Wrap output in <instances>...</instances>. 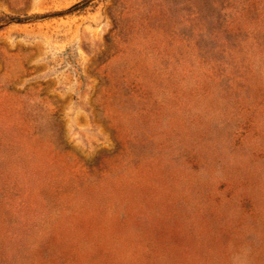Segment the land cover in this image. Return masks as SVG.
Here are the masks:
<instances>
[{
  "label": "rangeland",
  "instance_id": "obj_1",
  "mask_svg": "<svg viewBox=\"0 0 264 264\" xmlns=\"http://www.w3.org/2000/svg\"><path fill=\"white\" fill-rule=\"evenodd\" d=\"M0 264H264V0H0Z\"/></svg>",
  "mask_w": 264,
  "mask_h": 264
},
{
  "label": "trees",
  "instance_id": "obj_2",
  "mask_svg": "<svg viewBox=\"0 0 264 264\" xmlns=\"http://www.w3.org/2000/svg\"><path fill=\"white\" fill-rule=\"evenodd\" d=\"M13 18H16V17H12V19H13Z\"/></svg>",
  "mask_w": 264,
  "mask_h": 264
}]
</instances>
